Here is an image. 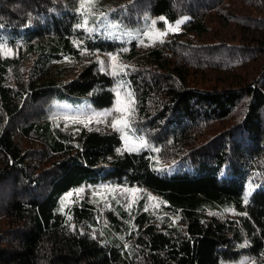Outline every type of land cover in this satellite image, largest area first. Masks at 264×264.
I'll return each instance as SVG.
<instances>
[{"label": "trees", "instance_id": "16d2710c", "mask_svg": "<svg viewBox=\"0 0 264 264\" xmlns=\"http://www.w3.org/2000/svg\"><path fill=\"white\" fill-rule=\"evenodd\" d=\"M157 16L166 38L103 29ZM123 79L133 130L173 174L117 131L54 118L111 107ZM85 185L157 202L105 221L65 202ZM0 264H264V0H0Z\"/></svg>", "mask_w": 264, "mask_h": 264}, {"label": "rangeland", "instance_id": "374dc122", "mask_svg": "<svg viewBox=\"0 0 264 264\" xmlns=\"http://www.w3.org/2000/svg\"><path fill=\"white\" fill-rule=\"evenodd\" d=\"M103 29L110 38H117L120 35L125 39L129 38V31L132 30L135 35H141L142 40L146 39V33H154L151 35L152 38L162 39L166 38L165 36L169 32L176 30L175 27L168 26L163 16L146 18L139 25L129 30L127 28L121 30L116 23L107 21V25ZM98 57L100 60V68L106 72L117 73L120 66L123 65L120 56L115 53H99ZM135 107L136 98L131 91V86L123 79L121 84L116 86V101L111 107L99 109L93 106L89 99L84 98L77 103L59 106L54 111L53 116L57 118L60 115L68 122L81 124L89 128L108 132L117 131L121 136L123 147L126 151L138 152L148 150L153 168L157 172L173 174L178 170L177 164H171L157 159L155 154L152 153V151H158L155 144L133 130L131 119ZM113 125L116 126L114 127ZM144 193L149 197L151 204L157 202L155 194L147 192L145 188L138 186L132 188L122 186L97 188L87 185L70 192L69 194L71 195L68 194L65 197V202L79 205V202L86 201L92 204L100 218L106 221L107 213L116 209L117 205H122L126 210H130L131 207L137 204L139 198ZM226 215L234 216V212L226 211ZM243 261L247 263L250 259L247 258Z\"/></svg>", "mask_w": 264, "mask_h": 264}, {"label": "snow or ice", "instance_id": "6c2138e0", "mask_svg": "<svg viewBox=\"0 0 264 264\" xmlns=\"http://www.w3.org/2000/svg\"><path fill=\"white\" fill-rule=\"evenodd\" d=\"M113 59H115V58H113ZM114 127L116 126V125H113ZM132 150H135V149H132ZM69 195H71V194H69Z\"/></svg>", "mask_w": 264, "mask_h": 264}]
</instances>
